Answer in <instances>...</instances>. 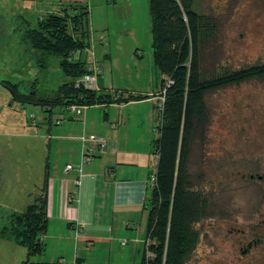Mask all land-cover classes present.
<instances>
[{
  "label": "rangeland",
  "instance_id": "1",
  "mask_svg": "<svg viewBox=\"0 0 264 264\" xmlns=\"http://www.w3.org/2000/svg\"><path fill=\"white\" fill-rule=\"evenodd\" d=\"M80 3L89 11L90 46L72 53L93 56L102 67L108 93L128 97L155 92L161 80L152 59L148 0H0V30L5 20L11 30H2L3 35L17 40L0 42V264L27 263V249L11 233L12 218L43 189L46 163L60 168L73 163L76 169L73 158L79 147L75 141L49 137L47 108L13 103L1 82L19 84L25 94L36 90L39 97L53 96L69 78L59 58L24 42V31L35 28L39 18L62 14ZM194 10L218 20L216 60L209 56V64L216 61L217 68L233 71L264 64V0H195ZM206 104L209 119L194 142L189 170L195 187L209 198L210 216L200 224L202 239L190 264H264V80L210 92ZM149 108L140 104L126 113L140 114L142 121ZM64 117L63 123H69ZM52 120L55 131L60 127L55 124L58 114ZM144 129L139 123L131 131V144L139 137L142 142ZM55 249L51 245L31 262L53 264ZM117 252L105 262L133 264Z\"/></svg>",
  "mask_w": 264,
  "mask_h": 264
},
{
  "label": "trees",
  "instance_id": "2",
  "mask_svg": "<svg viewBox=\"0 0 264 264\" xmlns=\"http://www.w3.org/2000/svg\"><path fill=\"white\" fill-rule=\"evenodd\" d=\"M82 2V1H81ZM151 20L152 59L165 90L163 112L153 142L157 155L156 183L148 201V222L140 264H190L202 239L200 224L210 216L206 194L195 187L190 173L194 142L209 119L206 96L233 85L264 80V64L240 70L216 67L208 57L218 36V20L194 10L195 0H148ZM71 10V13L70 11ZM89 11L85 4L65 8L62 14L39 18L35 28L26 27L23 40L33 50L60 59L69 80L53 96L39 97L20 91L19 84L1 82L13 103L47 108L46 123L52 124L54 109L127 104L149 99L143 95H113L106 89L76 88L74 81L88 71L84 62L72 63L70 54L90 46ZM172 84L167 86V82ZM157 108V107H156ZM49 163L43 189L24 212L13 216L11 233L15 242L28 251L26 264L46 250L43 237L48 229Z\"/></svg>",
  "mask_w": 264,
  "mask_h": 264
},
{
  "label": "crops",
  "instance_id": "3",
  "mask_svg": "<svg viewBox=\"0 0 264 264\" xmlns=\"http://www.w3.org/2000/svg\"><path fill=\"white\" fill-rule=\"evenodd\" d=\"M103 76L104 73L98 84L107 90ZM156 86L155 92L141 94L150 98L139 104L87 107L79 117L68 116L65 120L70 122L62 121L55 131L54 123L47 124L46 131L52 139L75 141L79 145L73 158L77 164L75 170L66 172L67 165L73 163L63 168L49 164L48 229L43 240L47 249L51 245L56 248L57 260L54 258L53 264H110L105 261H110L115 250L133 264H140L148 222L147 201L152 188L150 177L158 158L151 142L160 103V83ZM140 104H150L142 121L140 114L126 113L128 108ZM55 113L61 120V111L57 109ZM139 123L145 128L143 140L140 143L139 137L131 144V131ZM146 135H150L149 141L144 140ZM84 136L106 139L108 151L85 162L86 151L93 145H86L82 141ZM29 264L35 263L30 259ZM36 264L51 263L43 260Z\"/></svg>",
  "mask_w": 264,
  "mask_h": 264
},
{
  "label": "built area",
  "instance_id": "4",
  "mask_svg": "<svg viewBox=\"0 0 264 264\" xmlns=\"http://www.w3.org/2000/svg\"><path fill=\"white\" fill-rule=\"evenodd\" d=\"M69 61L72 63L76 62H84L86 64L87 73L76 79L74 81V85L76 88L83 87L89 90L93 91H100L101 88L98 84L99 78L103 75L102 67L99 65V63L93 59V56L89 55L88 53L83 56L81 53L76 52L70 54ZM172 84L171 81L167 82V86H170ZM165 90L160 92V103L158 106V113L161 116V113L163 112L164 107V101H165ZM87 107H80L77 105H71L69 107H66L61 111L62 116L64 117L67 115L66 113H69V117H79L83 114L84 110ZM32 117V116H31ZM65 118V117H64ZM66 119V118H65ZM62 120H57L56 125H60ZM158 133V130H156ZM82 141L84 143H91L93 146L88 149V152L86 151L84 161L85 162H91L95 157L102 156L108 151V142L104 138H90L84 136L82 138ZM75 168L72 165H67L66 172L70 170H74ZM150 183L152 186L156 183V165L153 168V173L150 177Z\"/></svg>",
  "mask_w": 264,
  "mask_h": 264
},
{
  "label": "water",
  "instance_id": "5",
  "mask_svg": "<svg viewBox=\"0 0 264 264\" xmlns=\"http://www.w3.org/2000/svg\"><path fill=\"white\" fill-rule=\"evenodd\" d=\"M1 22H2V24H4V28L2 30L6 31V30L10 29L9 27L11 25L8 24L5 20H2ZM2 30H0V42L4 41V45H5L6 41H8L9 44H12L14 41H17V40H13L11 35H9V36L3 35Z\"/></svg>",
  "mask_w": 264,
  "mask_h": 264
},
{
  "label": "flooded vegetation",
  "instance_id": "6",
  "mask_svg": "<svg viewBox=\"0 0 264 264\" xmlns=\"http://www.w3.org/2000/svg\"><path fill=\"white\" fill-rule=\"evenodd\" d=\"M254 178H255V176H251V179H254ZM248 246H249V248H252L254 246V244L251 242V243L248 244ZM246 252H247V250L242 249V254H246Z\"/></svg>",
  "mask_w": 264,
  "mask_h": 264
}]
</instances>
